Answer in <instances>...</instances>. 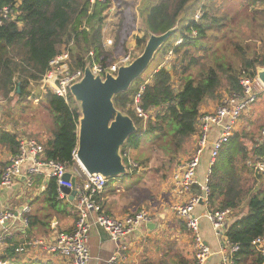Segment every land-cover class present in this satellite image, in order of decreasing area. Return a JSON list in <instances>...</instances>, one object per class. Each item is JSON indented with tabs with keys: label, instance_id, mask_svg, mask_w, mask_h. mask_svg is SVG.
Listing matches in <instances>:
<instances>
[{
	"label": "trees",
	"instance_id": "16d2710c",
	"mask_svg": "<svg viewBox=\"0 0 264 264\" xmlns=\"http://www.w3.org/2000/svg\"><path fill=\"white\" fill-rule=\"evenodd\" d=\"M115 1L127 8V3ZM212 1L141 0L137 6L140 26L135 15L122 12L111 53L102 44L101 32L112 0L93 5L89 0H0V100L11 101L14 93L23 103L37 99L50 120V137L44 144L38 141L44 148L45 159L71 168L75 163L72 154L77 148L78 107L71 96L65 103L50 92H35L27 101L30 83L39 82L48 71L49 62L61 52L68 53L72 72L84 70L90 63L107 67L129 53L130 38L135 48L142 51L150 34L159 35L175 28L152 61L156 62L152 75H143L127 92L113 99L114 107L128 115L136 127L122 147V155L138 149L143 139L150 152L136 159L140 169L149 168L154 154L162 156L168 166L174 165L184 144L196 132L201 105L216 97L221 88L228 95L240 93L241 80L256 78L257 69L264 67V9L249 11L257 3L264 6V0H244L232 14H221ZM232 8L233 5L227 11ZM5 9L8 14L3 17ZM198 10L200 17L195 20ZM178 39L180 44H176ZM89 52L93 53L92 58L87 57ZM141 85L144 90L140 108L150 118L146 122L135 116L132 109L134 95ZM263 129L264 125L259 140L251 143V158L241 137L234 135L220 149L207 179L208 210L230 209L232 214L238 211L225 232L228 242L238 247L233 264L264 261L252 245L256 238L264 236V187L256 181L261 175L255 168L257 163L264 162ZM18 137L17 133L0 128V145L12 156L18 152ZM42 195L36 203L42 201L41 205L49 210L45 220L59 217L69 205L57 200L54 179L48 181ZM27 219L29 230L44 222L38 215ZM6 242L8 247L0 261L20 264L16 250L19 244L11 238ZM175 261L192 264L180 256Z\"/></svg>",
	"mask_w": 264,
	"mask_h": 264
},
{
	"label": "built area",
	"instance_id": "2783aa9c",
	"mask_svg": "<svg viewBox=\"0 0 264 264\" xmlns=\"http://www.w3.org/2000/svg\"><path fill=\"white\" fill-rule=\"evenodd\" d=\"M105 0H89V4L104 2ZM8 10L3 11V17H6ZM200 11L196 12L194 19L198 20ZM178 39L176 44H180ZM87 57L92 58L93 53L89 52ZM133 60V56L127 53L118 58L113 64L102 67L95 63L88 64L94 76L99 75L104 78L105 75H116L121 66L128 65ZM69 56L67 52H61L58 56L49 62V69L37 83H30L31 93L29 100L35 92L40 94H51L62 98L68 103L70 96L69 87L77 83L83 76L84 70L70 71ZM87 66V65H86ZM241 92L233 94H223L216 108L207 113L200 114L196 121L197 144L189 159L176 165L170 178V189L176 198L171 207L175 216L183 221L185 228L193 239L194 264H206L211 256V251L200 236L199 218L194 214V208L201 202L207 203L209 189L207 182L199 184L197 180V171L200 166L204 151L209 147L208 169L206 176L208 178L210 169L217 158L219 151L233 137L241 116L257 101L259 95L264 90L261 83L254 79L244 78L240 82ZM144 90V85L139 87L134 95L132 109L137 117L146 121L148 114L140 108V98ZM36 103L38 100L34 99ZM217 135L214 140H210L212 132ZM264 140V129L261 131ZM76 150L72 154L73 161ZM123 159L128 160L129 166L134 164L125 154ZM125 160V161H126ZM125 164V162H124ZM258 170L264 169V162L258 163ZM75 166V165H74ZM67 168L66 166L46 160L44 148L33 139H21L18 141V152L12 156L7 163L0 166V191L10 189L16 182L26 179V186L33 187V178L36 176H45L48 179H54L56 184L57 200L70 201L69 194H65L61 188H68L74 191L72 198L73 212L75 221L73 228L69 232H61L52 240L35 239L29 246L41 247L47 253L55 255L68 264H87L89 261L88 239L92 227L101 229L107 238L115 245V252L108 261V264H118L125 262L124 252L127 250L128 239H135L140 235V230L146 228L151 223L149 212L141 210L133 215L121 217L110 216L104 213L101 206L102 195L107 184L110 181L100 175H88L79 166ZM262 168V169H261ZM130 173V169L126 168ZM65 175H69L65 180ZM74 179L72 183L71 179ZM197 187V193H191L192 188ZM31 209L27 205L21 208L16 216L10 211H0V225L7 224L16 218H21L23 225L28 224L27 216ZM230 217L229 210H216L206 214L207 220L211 223L214 232L218 233L221 228L227 225ZM2 238L0 237V243ZM255 251L264 257V236L256 238L252 243ZM238 251L236 245L226 243L225 248H221V264H233L234 255ZM0 264H7L2 263Z\"/></svg>",
	"mask_w": 264,
	"mask_h": 264
},
{
	"label": "crops",
	"instance_id": "0c3cea01",
	"mask_svg": "<svg viewBox=\"0 0 264 264\" xmlns=\"http://www.w3.org/2000/svg\"><path fill=\"white\" fill-rule=\"evenodd\" d=\"M106 18L107 16H105L102 25V44L107 52L112 53L113 41L109 42L108 45L104 40V33L108 30V20ZM110 28L114 29V25H111ZM111 33L114 34L113 30H109V34ZM129 41L128 48L130 49L129 45L132 40L130 39ZM217 105L218 101L210 104H205L204 102L200 107V114L213 111ZM1 122L0 118V128L3 126ZM216 135V131H213L210 140H214ZM24 138L27 137L20 136L18 137V141ZM196 144L197 134L195 132L184 144L183 151L179 156L176 165L185 162L191 157ZM209 151L210 149L207 147L201 158L200 166L197 171V180L199 184H204L208 179L206 172L208 169ZM11 157L12 155L10 152L4 146L0 145V166L7 163ZM255 168L257 169L256 166ZM141 171L142 170L140 169V172ZM49 180L50 179H48L45 174L43 176H36L33 178V187L30 189L26 186V179L22 178V180L16 182L10 189H3L0 191V211H10L16 216L23 206L28 205L31 209L28 216L38 215L42 221H44L41 226L33 230H29V223L24 226L19 217H15L14 220L9 221L7 224L0 225V237L2 238V242L0 243V256L3 254L4 249L8 247L6 240L11 238L19 244L18 249L16 250L21 258L20 264H68L66 260L47 253L41 247L29 246V244L35 239L49 241L54 239L57 234L61 232H69L73 228L75 214L73 212L72 200L70 199L68 202L59 200L63 205L69 204L62 210V212H60L59 217L56 218L53 216L49 220L44 219L45 216L49 215V210L41 205L42 201H39V203L36 202L43 197L42 193L47 187ZM119 182L123 183L122 181ZM169 183L170 179L167 182L168 187H166L168 190L166 200L164 203H161L158 208L152 206L149 208V211L145 209L150 214L151 223L146 228L140 230V235L135 241L132 239L127 240L129 245L127 250L123 253L126 260L125 262L118 264H176L175 260L178 256L183 257L194 264L193 239L190 238L191 235L187 232L183 221L179 220L171 210L176 198L170 189ZM113 185L114 184H111L109 186L114 188ZM197 191L196 188H192L191 193H197ZM107 193L106 188L101 199V206L104 213L116 217L128 214L125 211L123 214H118L119 212L116 211L114 212V208H117L121 199L113 200V197L106 196ZM149 204L152 205L151 203ZM105 209L107 211H105ZM225 210L230 211L227 225L216 233L214 232L211 223L206 218V214L210 212L207 208V203L201 202L194 208V214L199 218L200 236L211 251V256L208 258L206 264H221V248H225L226 243L228 242L225 237V232L233 219L231 218L232 211L230 209ZM68 211H70L72 219H69L68 222H62L60 219L61 216L66 214L69 215ZM157 242H160L161 245H166L164 252L157 247L159 245ZM170 248L172 251H170ZM177 249L179 253H176ZM88 251L90 259L87 264H108V261L115 252V245L107 238V235L101 229L92 227L89 233ZM2 263L13 264L8 262ZM262 264H264V261Z\"/></svg>",
	"mask_w": 264,
	"mask_h": 264
},
{
	"label": "rangeland",
	"instance_id": "374dc122",
	"mask_svg": "<svg viewBox=\"0 0 264 264\" xmlns=\"http://www.w3.org/2000/svg\"><path fill=\"white\" fill-rule=\"evenodd\" d=\"M119 1L127 3V8L124 5L118 6V3L115 0H112L109 9L104 14L105 16H107L106 19L108 20V30L104 33V40L108 45L109 42L114 41L113 38L116 34L122 12L127 11L128 14L135 15L137 17L138 27L141 24L137 13V6H139L141 0ZM243 1L244 0H213L212 3L216 8L220 9L221 14H232L235 12V8H238L241 3H244ZM232 5L233 8L227 11V9ZM254 8L262 10L264 9V6L259 7L257 3L255 4V6L250 8L249 11L254 10ZM185 14H187V12ZM111 25H114V29L110 28ZM109 30H113L114 34H109ZM135 34L136 33H134V35ZM133 43L134 41H131V44L129 45V53L133 56L134 59L141 53V51L136 49ZM62 49L63 47L59 48L60 51ZM166 59L167 61H169L171 59V55H168ZM117 60L118 59L114 60L113 63ZM155 67L156 62L151 63L143 78H149V76L154 72ZM224 90L225 89L223 88L219 89L216 97L208 98L205 101V104L217 102L221 95L226 93ZM11 96V101L0 100V118L3 125L2 127L10 132L17 133L19 137H29L37 142L39 141L40 143L44 144L48 140V137H50L48 134L50 120L42 110L41 106H39L36 101H33L32 103L20 102L19 97H16L17 94L15 93ZM27 101H29V99ZM150 117L153 119V116ZM263 125L264 90L259 95L257 101L249 108L246 113L241 116L234 133V135H238L241 137L243 146L245 147V151H247V153L249 154V158L253 156L252 152L250 151L251 143L255 140H259V131ZM148 147V143L142 139L138 149L125 151V155L127 156V158L134 163L131 166V173L128 172V175L114 179L115 181H113L112 183L114 184V188H112L111 186L107 187L108 193L106 194V196L113 197V200L121 199L119 201V205L117 203V208H114V212H119L118 214H123L124 211L128 214H134L140 211V209H146L149 211L150 207L154 206L158 208L160 204L164 203V201L166 200L168 191L166 188L168 187L167 182L170 179L176 164L168 166L162 156L160 157V155L154 154L153 156H151L152 160L149 164V168L147 170L141 169L142 171L140 172V167H137L138 162L136 161V159L139 158L140 160V155L146 156V154L150 152V150L148 151ZM74 162V167L79 170L78 163H76V161ZM126 162H128V160H126ZM259 165L260 164H257L256 167ZM259 173V175H261V179H256V181L257 183H259V186L261 185L260 187L263 188L264 169H262ZM119 181H122L123 183H120ZM149 203H151L152 205H150ZM105 211L107 210L105 209ZM68 212L69 215L65 213L66 215L61 216L60 219L62 222H68L69 219H72L70 211ZM237 212L236 214L233 213L231 218H234L237 215ZM190 238L192 239V237ZM157 243L159 244L157 247L164 252L166 249V245H161L160 242ZM170 251H172L171 248ZM176 253H179L178 249L176 250Z\"/></svg>",
	"mask_w": 264,
	"mask_h": 264
},
{
	"label": "water",
	"instance_id": "95a60500",
	"mask_svg": "<svg viewBox=\"0 0 264 264\" xmlns=\"http://www.w3.org/2000/svg\"><path fill=\"white\" fill-rule=\"evenodd\" d=\"M174 32L175 28L159 35L150 34L141 53L128 65L119 67L115 76H94L87 65L82 78L69 87L80 114L75 158L88 175L109 180L127 175L121 149L136 127L128 115L114 107L113 99L127 92L147 72L158 50ZM256 78L264 87V67L257 69ZM68 178L65 175L66 181ZM71 181L74 183L73 178ZM61 190L72 200L74 191Z\"/></svg>",
	"mask_w": 264,
	"mask_h": 264
},
{
	"label": "bare ground",
	"instance_id": "6f19581e",
	"mask_svg": "<svg viewBox=\"0 0 264 264\" xmlns=\"http://www.w3.org/2000/svg\"><path fill=\"white\" fill-rule=\"evenodd\" d=\"M134 113H135V111H134ZM135 115H136V113H135ZM137 116V115H136ZM225 146V145H224ZM123 162H124V160H123ZM79 165V164H78ZM80 166V165H79ZM126 168H129L130 170H131V166H129V164L127 163V162H125V165H124ZM130 173H131V171H130ZM128 175V174H127ZM107 187H108V185H107ZM106 187V188H107ZM193 188H197V187H193ZM198 190V189H197ZM141 211V210H140ZM216 211V210H215ZM139 212V211H138ZM212 212H214V211H212ZM137 213V212H136ZM136 213H134V214H136ZM126 215H133V214H126ZM125 216V215H124Z\"/></svg>",
	"mask_w": 264,
	"mask_h": 264
}]
</instances>
